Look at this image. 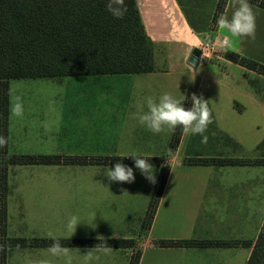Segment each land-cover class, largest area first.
I'll return each mask as SVG.
<instances>
[{
  "label": "crops",
  "instance_id": "crops-1",
  "mask_svg": "<svg viewBox=\"0 0 264 264\" xmlns=\"http://www.w3.org/2000/svg\"><path fill=\"white\" fill-rule=\"evenodd\" d=\"M136 1L147 34L154 42L155 69L147 73L36 77L62 79L65 89L51 97L21 99L24 111L18 118L19 135L21 140L28 138L33 142L22 153L86 158H132L126 155L135 154L155 158L157 161L151 164L156 168V179L162 167L169 168L166 189L175 163L205 174H190L185 170L178 175L168 208L160 216L159 207L151 227L144 231L141 223L155 184L150 183L135 164H125L134 169L133 183H109L104 173L116 163H16L35 172L17 181L21 185L17 194L20 219L26 229L39 224L55 238H69L72 233L67 223L75 214H81L82 219L77 218L80 223L70 238L134 240V248L109 247L111 251L107 254L100 246H67L71 264H128L134 249L141 252L139 264H246L251 247L241 242L254 240L264 221V164H196L191 160L262 156L257 145L264 137L255 142L251 156L227 152L234 145L243 148V141L237 135L259 130L264 134V74L230 60L226 53L236 52L264 63V7L248 1L256 14L254 41L233 38L232 49H219L217 58L191 65L189 60L186 63L185 55L196 40L201 43V39L206 38L201 34L210 32V40H222L227 35L218 28L214 18L219 0ZM233 5L234 0H227L222 14L230 18ZM211 22L215 23L214 27H210ZM157 54L163 57L177 54L179 62L185 61L193 70L197 67L194 78H166L171 70L158 65ZM241 74L243 78H234ZM248 75H253L254 80L244 81ZM10 82L8 143L12 132ZM189 89L202 95L212 111L214 122L205 133L207 143H201L200 135L182 131L178 142L172 145L174 130L154 134L134 118L141 109L147 111L148 97L158 100L161 94L170 93L184 103ZM182 200L187 210L185 215L176 212H180ZM136 212L139 219L135 217ZM160 218L161 230L170 233H154ZM37 230L43 229L33 232ZM49 233L42 236L49 238ZM34 234L19 238L30 240L35 238ZM160 239H195L200 244L159 246L156 241ZM206 240L240 242L213 246L204 245L202 242ZM19 247L49 249V246L29 244ZM45 251L49 254L21 256L16 262L67 264V258ZM88 251L93 253L90 260L86 259ZM9 261L10 258L7 264Z\"/></svg>",
  "mask_w": 264,
  "mask_h": 264
},
{
  "label": "trees",
  "instance_id": "trees-1",
  "mask_svg": "<svg viewBox=\"0 0 264 264\" xmlns=\"http://www.w3.org/2000/svg\"><path fill=\"white\" fill-rule=\"evenodd\" d=\"M264 7V0H248ZM227 0H219L216 17L223 13ZM123 19L106 9V0H0V136L7 146L0 149V264H7L8 247L24 244L50 246L51 238L30 240L7 236V168L13 164L50 163H117L135 164L133 158H86L60 154H11L8 151L9 81L14 78L60 77L118 73H147L155 69L154 42L147 34L136 0H125ZM227 57L247 68L264 74V63L227 52ZM189 89L184 101L191 105ZM182 128L174 130L175 145ZM257 148L262 156L255 159L237 157L195 158L196 164H264V139ZM142 157V156H138ZM143 158V157H142ZM157 159L149 158L150 163ZM169 168L164 166L157 176L147 207L142 229L147 231L155 217ZM63 246L133 247L134 240L121 237L56 238ZM239 240H206L204 245L223 246ZM251 247L246 264H264V221L254 240H242ZM159 246H198L195 239H160ZM141 252L134 249L128 264H139Z\"/></svg>",
  "mask_w": 264,
  "mask_h": 264
},
{
  "label": "clouds",
  "instance_id": "clouds-1",
  "mask_svg": "<svg viewBox=\"0 0 264 264\" xmlns=\"http://www.w3.org/2000/svg\"><path fill=\"white\" fill-rule=\"evenodd\" d=\"M234 10L231 17L220 14L216 19V24L219 29L225 31L227 35L224 39L217 41L220 50H230L233 48V38H251L253 41L256 38V14L253 11L248 0H234ZM106 9L118 19H123L127 6L125 0H106ZM190 46L185 55L187 63L190 55ZM202 49V48H201ZM203 50V49H202ZM204 54V53H203ZM192 106L185 107L182 100L175 99L170 93H163L158 100L148 97L146 101L147 111L142 109L134 114V118L138 119L139 124L154 134L162 133L165 129L175 130L178 126L182 128L183 133L191 135H200L201 143H207L208 136L205 135L210 124L214 122L212 111L209 108L208 102L203 96H198L193 93L191 95ZM12 113L17 116H23V105L19 101L11 109ZM7 146L5 137L0 136V149ZM134 159L135 167L145 178L152 184H155L156 176L154 165L149 162V157H138L135 154L126 155ZM124 157V156H121ZM104 175L109 183H133L136 179L134 169L131 166L125 165L122 162H117L114 167H110ZM124 190L123 192H126ZM264 211V209H262ZM78 223L77 217L73 216L67 223L68 230L75 233ZM53 243L49 246L48 251L57 257L67 258V264H71L72 257L69 247L63 246L58 239L48 234ZM70 236V237H71ZM69 237V238H70ZM98 245L95 247L97 248ZM93 248V249H95ZM2 250V246H0ZM103 251L110 253L109 247H104ZM92 251L86 253V259H92Z\"/></svg>",
  "mask_w": 264,
  "mask_h": 264
},
{
  "label": "rangeland",
  "instance_id": "rangeland-1",
  "mask_svg": "<svg viewBox=\"0 0 264 264\" xmlns=\"http://www.w3.org/2000/svg\"><path fill=\"white\" fill-rule=\"evenodd\" d=\"M210 27H214L215 23L211 22ZM210 34V32H206L204 34H201L203 37L206 36V38H202V41H207L210 40L208 38V35ZM196 44L194 46H198L200 44L199 40H196L195 42ZM169 57V58H168ZM217 58V57H215ZM156 59H158V61L156 60V62L158 63L159 66H163L164 67H168L171 70V74L170 75H165L166 78H181V79H185L188 80L193 79L194 78V70H197V67L193 69H190L185 61L179 62V58L177 56V54H173V55H168V56H161L160 54L156 55ZM241 75H234L235 79H241L243 78ZM171 76V77H169ZM163 77V75L160 76V78ZM69 78V77H67ZM253 75H248L246 77H244V81H246L245 79L249 80V81H253ZM10 99L12 100V107L20 100L21 103V99L23 97H35V96H40V97H51L55 94H58L59 91H64L65 89V83H63L64 81H62V79H56V78H23V79H11L10 80ZM264 88V86H263ZM177 96V94H176ZM23 105V104H22ZM18 118L17 116H15L12 113L11 116V127H12V132H11V137H10V141L8 143V151L11 154H17V153H22L27 147L32 146L33 142L28 141V138H26L25 140H21L19 132H20V128L18 125ZM264 130V129H262ZM237 137H239L242 141H243V148H239L237 145H234L233 147L228 148L229 153H235L238 155H247V156H251L254 153V146H255V142L261 140L264 137V134L259 131L255 132V133H251V134H246V135H237ZM29 142V143H28ZM28 168L25 169L21 168L20 165H16V164H9L8 168H7V178H8V188H7V194H6V201H7V212H8V217H7V236L9 237H24L25 234L29 235L31 233H35V237H43L42 235H45L47 233H49V230H45L46 228H41V226L39 224L35 225L36 228H30V229H26L23 225V221H21L20 219V212H19V208L17 205V201L19 198L18 192L21 191L20 190V184H18V179L21 176L24 175H28V174H34L35 172L31 171L29 172L27 170ZM155 169V173H156V168ZM172 179L171 182L169 183L168 188L166 189V184L164 186V190H163V194L160 198V202L158 204L157 210L160 207L159 210V214L160 216L163 214L164 210L168 208V205L170 203V201H172V192H173V188L175 186V182L177 181V176L180 174H184V171L186 170V173H190V174H196V175H203L205 174V172H197L195 173L197 170H192V168L190 167H182L180 165H176V163L174 164V166L172 167ZM201 170L202 169H198ZM238 170V169H236ZM167 183V182H166ZM165 189H166V194H165ZM165 194V195H164ZM18 196V198H17ZM141 199L139 200V203H141ZM180 209L178 211H176L177 213H181L183 215L187 214V210L184 206V200L180 201ZM147 211V210H146ZM157 212V211H156ZM146 214V212H145ZM135 217L138 218L139 215H137V212L135 213ZM156 215V214H155ZM75 216L79 219L81 214H75ZM83 217V216H82ZM84 217H88L84 216ZM83 217V218H84ZM145 217V215H144ZM155 218V217H154ZM139 219V218H138ZM144 220V218H143ZM143 220L141 223V227L143 224ZM162 219H158L157 221V225L155 228L154 233H159L160 235H162L163 233H170L167 231H163L161 230V223ZM43 225H45V223L42 222ZM34 229H43L41 231L37 230L35 232H33ZM10 249V250H9ZM47 248H37V247H26V248H21V247H16V248H10L8 247V258H10V261L8 264H19L18 262H16L19 257L21 256H38V255H43V254H49L47 251ZM10 256V257H9ZM7 258V260H8Z\"/></svg>",
  "mask_w": 264,
  "mask_h": 264
},
{
  "label": "built area",
  "instance_id": "built-area-1",
  "mask_svg": "<svg viewBox=\"0 0 264 264\" xmlns=\"http://www.w3.org/2000/svg\"><path fill=\"white\" fill-rule=\"evenodd\" d=\"M217 41H219V40H217V39L207 40V41H202L199 44L200 51H201V54H200V57H199L200 60L207 62V61H209V60H211V59H213V58L218 56L219 48H218V45H217Z\"/></svg>",
  "mask_w": 264,
  "mask_h": 264
},
{
  "label": "water",
  "instance_id": "water-1",
  "mask_svg": "<svg viewBox=\"0 0 264 264\" xmlns=\"http://www.w3.org/2000/svg\"><path fill=\"white\" fill-rule=\"evenodd\" d=\"M200 54H201L200 48L192 47L190 50L189 58H188L189 63L191 65H196L200 60V58H199Z\"/></svg>",
  "mask_w": 264,
  "mask_h": 264
}]
</instances>
